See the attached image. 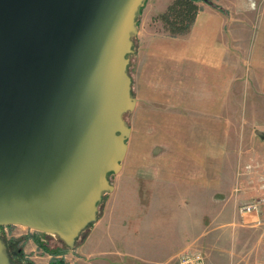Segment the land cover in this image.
<instances>
[{"label": "crops", "instance_id": "crops-1", "mask_svg": "<svg viewBox=\"0 0 264 264\" xmlns=\"http://www.w3.org/2000/svg\"><path fill=\"white\" fill-rule=\"evenodd\" d=\"M211 1L226 13L198 2L181 36L155 19L172 0L145 3L130 67L126 148L100 215L75 245L81 264L123 256L168 264L190 249L210 205L227 202L229 188L250 179L247 195L264 194V185L247 177L260 139L252 125L249 149L246 128L235 125L264 121V0Z\"/></svg>", "mask_w": 264, "mask_h": 264}, {"label": "water", "instance_id": "water-1", "mask_svg": "<svg viewBox=\"0 0 264 264\" xmlns=\"http://www.w3.org/2000/svg\"><path fill=\"white\" fill-rule=\"evenodd\" d=\"M142 1L0 0V229L73 248L96 221L126 148ZM0 264H16L1 238Z\"/></svg>", "mask_w": 264, "mask_h": 264}, {"label": "rangeland", "instance_id": "rangeland-1", "mask_svg": "<svg viewBox=\"0 0 264 264\" xmlns=\"http://www.w3.org/2000/svg\"><path fill=\"white\" fill-rule=\"evenodd\" d=\"M259 110V113L264 115V107H260ZM258 124L259 127L254 123L235 125L246 128L245 134L248 140L245 141V145L249 149L255 143L249 139V135L252 134L250 128L254 125L252 130L254 136L258 141L260 139L258 143L260 155L259 157L248 155L247 161L254 163V170L252 174L248 173L247 177L251 175L256 182L264 185V179H262L264 177V121ZM236 188H229L227 202H213L210 205V217L202 220L201 231L199 233L196 230L195 242L190 244V249H188L201 252L207 264H264V194H260L259 191L257 194L253 192L252 195H247L252 191L250 179H247V182L242 184L237 191ZM241 193L243 196L239 197ZM247 207L250 209H246ZM199 221L197 219V224ZM46 234L49 236L42 231L21 224L4 225L0 229V238L8 241L9 249L10 245L14 244L13 250H21V257L15 256V262L18 261L16 264H25V260L32 261L34 264H49L52 256L37 245L36 238L41 242H48L50 246H60V243L56 235ZM81 236L80 233L76 240ZM4 244L5 251L9 254L7 244L5 242ZM74 248L75 246L73 248L59 247L60 256L66 264H79L81 261L76 258ZM110 261L111 264H119V262L120 264L124 262L139 264L126 256L116 257Z\"/></svg>", "mask_w": 264, "mask_h": 264}, {"label": "trees", "instance_id": "trees-1", "mask_svg": "<svg viewBox=\"0 0 264 264\" xmlns=\"http://www.w3.org/2000/svg\"><path fill=\"white\" fill-rule=\"evenodd\" d=\"M147 0H143L142 4L139 6L136 16H135V26L136 28L139 25V20H140V15L141 12L145 6ZM198 2H203L205 4H208L224 13H226V11L221 8L220 6L214 4L211 0H172V2L167 6L166 10L158 15L155 19H158L161 21L163 28L165 30V32L170 35V36H181L186 34L197 13L200 10V6L198 5ZM131 40H132V51L131 53L126 55V58L129 59V63L127 65V72L130 76V67L131 64L133 63V57L136 51V41H135V35L131 36ZM131 90H132V86H131ZM127 113V112H126ZM125 113V114H126ZM124 114V115H125ZM110 174H108L109 176ZM107 192H104L102 195V200L97 204L98 205V212H97V217L100 215V210L103 206V200L105 198ZM88 227L85 228L82 232H81V238H79L78 240H76L75 245L79 244L80 241L83 239V237L85 236V234L87 233ZM46 236H49L48 234L45 233ZM57 241L60 243V246H50V244L48 242H41L36 238V243L38 246H40L45 252L49 253L52 258L49 261V264H66L64 259L60 256L59 253V247L62 248H66L67 246L64 244V242L58 237L56 236ZM3 242L6 243V241L3 240ZM8 242V241H7ZM14 245V244H13ZM13 245H10V250H13L12 247L14 248ZM57 245V244H56ZM14 251V255L16 257H21V250L17 249V250H13ZM11 254V252L9 251V255ZM25 264H34L32 261L29 260H25ZM18 262V261H16Z\"/></svg>", "mask_w": 264, "mask_h": 264}, {"label": "built area", "instance_id": "built-area-1", "mask_svg": "<svg viewBox=\"0 0 264 264\" xmlns=\"http://www.w3.org/2000/svg\"><path fill=\"white\" fill-rule=\"evenodd\" d=\"M246 209H250L247 207ZM172 264H207L204 255L196 250L180 252Z\"/></svg>", "mask_w": 264, "mask_h": 264}, {"label": "flooded vegetation", "instance_id": "flooded-vegetation-1", "mask_svg": "<svg viewBox=\"0 0 264 264\" xmlns=\"http://www.w3.org/2000/svg\"><path fill=\"white\" fill-rule=\"evenodd\" d=\"M6 244H7V242H6ZM6 247L8 248V251L11 252V254L9 255V256H10V259L13 260V262H15V260H14V259H15V255L13 254L14 251L9 249L8 244L6 245ZM15 263H16V262H15Z\"/></svg>", "mask_w": 264, "mask_h": 264}]
</instances>
